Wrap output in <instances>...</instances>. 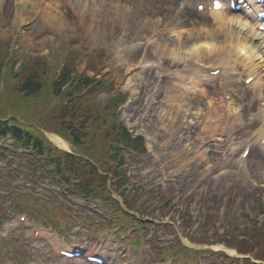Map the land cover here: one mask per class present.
Listing matches in <instances>:
<instances>
[{
    "label": "rangeland",
    "instance_id": "1",
    "mask_svg": "<svg viewBox=\"0 0 264 264\" xmlns=\"http://www.w3.org/2000/svg\"><path fill=\"white\" fill-rule=\"evenodd\" d=\"M60 4L64 7L67 2L61 0ZM11 12V10H7L4 13L2 10L0 29H4L8 25ZM67 13L65 14L67 15ZM29 22L30 20L27 21V25ZM27 25H19L15 29L0 34V116H4V119L9 118V115L15 116L24 124L34 121L42 131L64 135L66 124L65 120L63 121L59 117L60 110L67 112L68 103L72 102L71 95L83 92L82 88L78 89L77 82V87L70 92L68 91L73 88V83H64L62 86V79H67L62 75L65 73L68 78H85L87 76L98 79L101 83L97 87L93 86V94L85 95L78 100V104L80 103L84 109L89 108L90 111H93L94 117L97 119L88 121L92 126L87 128L89 141L92 134L98 133L96 137L93 136L95 139L91 141L93 147L95 145L96 148H101L100 144H104V141L98 137L106 136L103 122L105 116L111 114L107 109V104L110 96L119 92L125 100L118 107V120L131 136L143 137L145 132L148 135L157 133L156 122L152 115L153 110L150 108L151 103L155 100L151 89L143 88L145 86L136 87L134 83H125L128 86H124L123 82L126 76L124 68L111 48L106 44H95L89 41L87 44H83L88 45L89 49L87 50L83 49L80 43H71L67 46L69 53L54 54L58 50L55 44L61 42L56 35V40L53 43H51L53 39L48 41L49 46L46 41L35 42V47L32 49L24 38L25 34L22 33L27 29ZM66 38L69 40V37L66 36ZM14 44H17V47H14ZM43 49L47 51L44 53ZM54 55L60 58L54 59ZM83 57L88 59H81ZM59 63L63 66L57 69ZM87 68L91 70L87 71ZM26 78L32 82H38L39 88L25 96L20 88ZM105 90L108 91L105 92ZM63 103L67 104L63 105ZM63 107L64 109H62ZM164 122L171 128V131L177 124L172 118L165 119ZM156 137L164 140L166 148L160 147L154 137L149 149L153 154L159 155L157 159L163 164L158 166L157 163L150 161L152 155L149 156L146 153L145 147H143L140 156L129 157L128 161L131 167L127 176H129L130 183L128 188H132L130 190L132 195L127 198V201L130 202V210L135 215H146L149 219H154V216L157 215V218H164V221H169L170 224L155 227L154 224L143 223L147 229H143V232L140 233V239L144 243L143 248L146 251L143 250L142 257L139 256V252L136 253L137 261L141 264H164L168 260L171 264H220L223 261L222 257L215 255L211 247L222 244L226 249L236 250L235 257H240L243 261L239 264H260V260L253 259L252 254L257 250L255 249L254 252L250 250L251 247L247 245L246 232L250 235H257L255 238L259 237L264 245V155L259 157L256 154H248L243 159L244 165L238 167L237 157L240 150L237 146L236 151L228 155V160H224L227 158L224 153L218 160L211 157L208 160L211 163L208 169L201 170L199 164L193 166V159L184 160L185 152H174L175 149H170L167 146L168 134L162 135L161 138ZM229 138L236 143L240 139L236 136ZM90 155L92 156V154ZM144 155H148L146 159ZM23 159V156H17L15 163L12 162L11 166H6L8 165L6 158L0 157V162L6 164L0 170V183L7 184L6 187H0V192L2 190V193L5 194L4 196L0 193V207H8L2 203L6 198L12 205L14 203V219L27 209V215L34 220L44 224L45 222L51 224L49 223L51 221L55 223L56 227H62L59 229L64 231H68L69 226L76 220L72 216H90L92 222L99 221L98 216L104 220L106 215L101 216L103 212L99 211L100 215L92 216L90 211L95 212L93 206L87 212L74 206L71 209L70 206H65L66 209L64 206L57 205L55 194L50 191V188L32 186L33 183L28 182V180L35 181L29 179L27 168L17 162L20 160L19 162L23 163ZM221 163H224V167H220ZM187 164H191V170L185 172V177L174 172L183 173L186 168L183 166ZM144 170L149 171L143 173ZM11 174H13V179L10 178ZM217 174L219 175L217 176ZM222 208L224 209L222 210ZM66 211H69L68 216L65 214ZM112 213H116V210L112 209ZM8 214L9 212L6 213V217ZM66 217H69L68 220ZM78 220L82 221L80 218ZM97 224L92 225V231H95L96 234H103L99 231L104 229L99 224L96 227ZM112 224L121 228L118 222L114 221ZM126 225L133 226L131 222ZM16 230L17 234L16 231H13V234L9 235L11 237L4 238L7 241L1 245L3 249L0 254L10 255L11 258L7 262L1 261L0 264H26V262L20 261L23 257H27L29 260L27 263L83 264L79 261L65 262L49 255V247L44 243L37 244L38 247L45 250L44 253L28 249L27 242L22 236L26 230L25 227L19 225ZM82 233L85 232L81 231L80 234ZM151 234L153 237L150 241L151 245H149L145 235ZM156 237L159 238L156 239ZM77 239H80V235L77 236ZM98 239L104 238L99 237ZM72 241L80 243L79 240L72 239ZM91 241L95 240L91 238ZM95 243H88V249ZM123 245L129 246L125 242ZM240 250L246 252L240 253ZM257 253H264V248L258 249ZM244 257L248 258L243 260Z\"/></svg>",
    "mask_w": 264,
    "mask_h": 264
},
{
    "label": "bare ground",
    "instance_id": "2",
    "mask_svg": "<svg viewBox=\"0 0 264 264\" xmlns=\"http://www.w3.org/2000/svg\"><path fill=\"white\" fill-rule=\"evenodd\" d=\"M4 1L0 0V12H12L0 34L25 24L33 15L46 20L64 38L88 32L97 39L96 34L106 31L105 38L115 40L116 48L123 47L119 57L132 78L146 75L152 80L146 85L154 90L162 86L155 90L153 101L158 138L165 131V119H177L176 139L184 129L201 128L208 122L205 133L214 137L198 141L202 151L233 149L234 144L229 148L223 143L236 136L243 138L245 146L251 138L249 155H264V31L257 30L256 13L262 5L255 0H232L240 3L239 11L231 10L230 0H221L223 7L210 11L207 18L202 16L204 12L188 9L196 2L206 5L207 0H65L74 16L61 0ZM51 37L43 36L39 42ZM164 60L169 65L167 77L161 75ZM215 68L220 75L210 73ZM240 75L252 80L241 83ZM51 138L64 146L56 136L51 134ZM157 142L165 146L163 139ZM186 148L190 150L185 151L184 160L194 155L191 151L200 153L189 143ZM203 165L207 167L205 162ZM238 165L244 161L238 159Z\"/></svg>",
    "mask_w": 264,
    "mask_h": 264
},
{
    "label": "trees",
    "instance_id": "3",
    "mask_svg": "<svg viewBox=\"0 0 264 264\" xmlns=\"http://www.w3.org/2000/svg\"><path fill=\"white\" fill-rule=\"evenodd\" d=\"M34 81V80H33ZM39 88L38 82H32L29 78L25 79L24 82L21 84V91L24 92V95L32 94L33 91H36ZM64 109V107L62 108ZM68 111L61 110V115L63 121L65 120L66 128L69 129V132L73 137L77 140L81 139V143H84L83 139L88 136L87 132L82 133V131H86V123L88 121V116L80 111H76L75 108H66ZM70 110V111H69ZM73 124V125H72ZM77 125V126H74ZM83 134V135H82ZM91 140V138H90ZM86 146L89 150L93 151L94 153L100 152L103 148H96L95 145H91L89 143V138L86 141ZM101 146V144H100Z\"/></svg>",
    "mask_w": 264,
    "mask_h": 264
},
{
    "label": "snow or ice",
    "instance_id": "4",
    "mask_svg": "<svg viewBox=\"0 0 264 264\" xmlns=\"http://www.w3.org/2000/svg\"><path fill=\"white\" fill-rule=\"evenodd\" d=\"M216 6L219 7L220 6L219 3H217Z\"/></svg>",
    "mask_w": 264,
    "mask_h": 264
}]
</instances>
